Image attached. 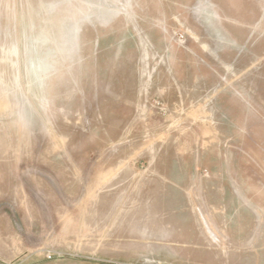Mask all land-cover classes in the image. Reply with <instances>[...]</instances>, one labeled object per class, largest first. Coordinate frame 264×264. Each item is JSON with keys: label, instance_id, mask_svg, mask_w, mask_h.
Masks as SVG:
<instances>
[{"label": "rangeland", "instance_id": "374dc122", "mask_svg": "<svg viewBox=\"0 0 264 264\" xmlns=\"http://www.w3.org/2000/svg\"><path fill=\"white\" fill-rule=\"evenodd\" d=\"M0 264H264V0H0Z\"/></svg>", "mask_w": 264, "mask_h": 264}, {"label": "built area", "instance_id": "2783aa9c", "mask_svg": "<svg viewBox=\"0 0 264 264\" xmlns=\"http://www.w3.org/2000/svg\"><path fill=\"white\" fill-rule=\"evenodd\" d=\"M48 258H49V259H52V257H51V256H49Z\"/></svg>", "mask_w": 264, "mask_h": 264}]
</instances>
